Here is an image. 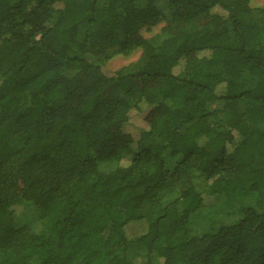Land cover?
<instances>
[{
	"label": "trees",
	"instance_id": "obj_1",
	"mask_svg": "<svg viewBox=\"0 0 264 264\" xmlns=\"http://www.w3.org/2000/svg\"><path fill=\"white\" fill-rule=\"evenodd\" d=\"M160 3L0 0V264H264V7Z\"/></svg>",
	"mask_w": 264,
	"mask_h": 264
},
{
	"label": "rangeland",
	"instance_id": "obj_2",
	"mask_svg": "<svg viewBox=\"0 0 264 264\" xmlns=\"http://www.w3.org/2000/svg\"><path fill=\"white\" fill-rule=\"evenodd\" d=\"M168 0H161V6L164 7ZM251 7L253 9H259L264 7V0H251ZM164 27V23L161 22L154 26H146L142 29V35L146 39H150L152 37H159L163 38L165 34L162 32V29ZM141 54L140 50H136L133 52L130 56H123V55H115L113 56L107 63H105V70L107 72H113L117 71L120 68L126 67L129 64L137 61L139 59V56ZM90 62H95L96 60L93 57H89ZM223 103L220 101H214L212 104V107L214 109L222 108ZM138 123L135 124L134 130L137 131V127L141 125L142 122L137 121ZM137 151L136 144H133L130 148L129 154H132L133 152ZM130 156V155H129ZM182 158V156H176V157H169L167 160V166L168 168L172 169L177 162ZM211 202L202 207L199 211H197L194 215L191 217V221L194 225V227L202 232H207L211 230V223L210 219L218 212L220 211L223 206L225 205V199L221 195H217L214 197ZM20 207H17L16 210L18 213L21 212Z\"/></svg>",
	"mask_w": 264,
	"mask_h": 264
}]
</instances>
